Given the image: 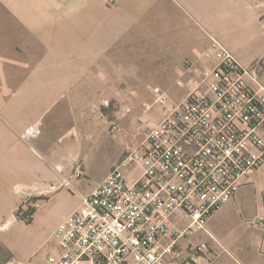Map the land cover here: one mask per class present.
Here are the masks:
<instances>
[{"label": "crops", "instance_id": "crops-1", "mask_svg": "<svg viewBox=\"0 0 264 264\" xmlns=\"http://www.w3.org/2000/svg\"><path fill=\"white\" fill-rule=\"evenodd\" d=\"M204 1L209 2L205 13H200V0H0L3 218L11 216L21 202L17 188L55 183L68 177L75 164L87 171L94 156L99 159L101 151L113 147L103 180L123 156L125 146L142 139L137 126L131 125L132 114L118 113L117 121H112L104 112L106 98L118 91L121 76L106 68L105 61L134 29L146 27V21L154 17L161 23L163 45L173 43L168 37L175 34L177 44L188 37L190 46L198 42L202 48L212 35L236 55L227 43L225 29L213 22L217 15L210 2L216 0ZM188 19L191 34L185 36ZM241 37L236 42L247 43L253 35ZM127 105L125 112L130 111ZM145 119L149 121L148 116ZM113 123H123L126 136L109 134ZM35 124L40 133L24 141L21 133ZM258 169L241 181L231 200L209 216L207 232H193L179 240L182 249L207 242L198 264H264V187L253 178ZM62 190L66 189L59 188L45 199L55 200Z\"/></svg>", "mask_w": 264, "mask_h": 264}, {"label": "built area", "instance_id": "built-area-1", "mask_svg": "<svg viewBox=\"0 0 264 264\" xmlns=\"http://www.w3.org/2000/svg\"><path fill=\"white\" fill-rule=\"evenodd\" d=\"M200 55L205 65L176 78L182 90L178 98L160 86L152 88L151 101L141 104L151 118L142 139L125 146L87 195L79 193V208L66 214L48 238L53 247L44 264H198L207 242L182 249L179 240L207 232L209 216L264 163V84L257 70L248 69L212 35ZM152 113H160L154 114L156 121ZM39 133L38 124L30 125L21 138L29 142ZM108 133L126 136L116 123ZM82 173L75 164L71 176L33 183L28 195L74 189L72 180ZM32 206L37 209L38 200ZM5 264L30 263L11 259Z\"/></svg>", "mask_w": 264, "mask_h": 264}, {"label": "rangeland", "instance_id": "rangeland-1", "mask_svg": "<svg viewBox=\"0 0 264 264\" xmlns=\"http://www.w3.org/2000/svg\"><path fill=\"white\" fill-rule=\"evenodd\" d=\"M163 1L166 2V0ZM208 5V1L200 0L198 5L202 9L200 13H205ZM213 6L217 15V19L213 21L216 27L225 29L227 43L236 51L237 58L248 69H256L260 81L264 84V0H216V2H210L211 9ZM173 18L175 19V16ZM188 20L185 23V36L191 34L189 24L191 19ZM146 23V27L134 29L132 36L116 45L111 51L109 59L105 61L106 68H113L121 75L118 91L106 98L105 115H109L110 120L117 121L118 113H122V115L123 112L128 113L126 116L132 114L134 119L131 125L137 126L141 136H143L148 123L151 122V118L148 122L146 121L141 104L144 101H151L152 88L160 86L172 98H178L182 90L175 85L176 78L185 69L199 70L205 65L199 55L206 46L205 44L201 48L198 42L190 46L188 37H184L182 42L177 44L176 41L179 39L174 37L175 34L173 37H168V40L173 43L163 45L162 36H160V20L153 17ZM149 24L151 26H148ZM249 35H253L249 42H236L238 36H243L241 39H246V36ZM125 104H128L129 112L123 110ZM153 119H157V116L153 115ZM119 126L125 129L123 123ZM126 127H129L128 124ZM113 153V147L101 151L103 156H99V159L94 156L87 171H84L81 166L83 173L73 181L75 188L62 187L66 190H62L63 194L57 196L55 200L45 199L53 192L28 195L31 193V186L18 188L21 191L18 189L17 191L22 197L18 208L7 218L0 215V264H5L11 259L28 260L30 264H44L45 256L53 247V241L48 239L52 230L63 214H67L73 206L80 203L79 192L87 195L102 180ZM72 174L73 170L69 172L68 176ZM253 178L264 187V163ZM37 200L40 206L35 209L32 203ZM32 210L34 212L30 222L22 219ZM6 223L9 224L2 229L1 227ZM185 253L187 254L186 251Z\"/></svg>", "mask_w": 264, "mask_h": 264}, {"label": "trees", "instance_id": "trees-1", "mask_svg": "<svg viewBox=\"0 0 264 264\" xmlns=\"http://www.w3.org/2000/svg\"><path fill=\"white\" fill-rule=\"evenodd\" d=\"M33 212H34V210L29 211V212L26 214V217H23L22 219H24L26 222H30V220H31V216H32Z\"/></svg>", "mask_w": 264, "mask_h": 264}, {"label": "bare ground", "instance_id": "bare-ground-1", "mask_svg": "<svg viewBox=\"0 0 264 264\" xmlns=\"http://www.w3.org/2000/svg\"><path fill=\"white\" fill-rule=\"evenodd\" d=\"M5 227V224H4V226H2L1 228L3 229Z\"/></svg>", "mask_w": 264, "mask_h": 264}]
</instances>
